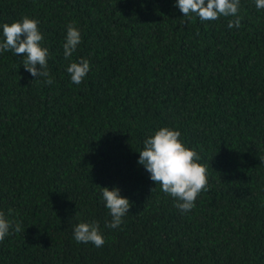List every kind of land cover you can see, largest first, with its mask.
I'll use <instances>...</instances> for the list:
<instances>
[{"label":"trees","instance_id":"obj_1","mask_svg":"<svg viewBox=\"0 0 264 264\" xmlns=\"http://www.w3.org/2000/svg\"><path fill=\"white\" fill-rule=\"evenodd\" d=\"M176 5L0 0V41L4 23L37 20L53 80L0 53V212L22 229L0 242V264H264V9L240 0L229 28L233 17ZM69 24L82 39L66 60ZM80 59L77 85L67 67ZM162 127L207 169L186 213L138 164ZM102 187L131 204L114 229ZM80 222L99 224L102 247L74 239Z\"/></svg>","mask_w":264,"mask_h":264},{"label":"clouds","instance_id":"obj_2","mask_svg":"<svg viewBox=\"0 0 264 264\" xmlns=\"http://www.w3.org/2000/svg\"><path fill=\"white\" fill-rule=\"evenodd\" d=\"M184 17L192 19L193 15L201 21H215L222 17H233L228 27L241 26L240 0H177L176 5ZM257 9H264V0H255ZM35 19L23 17L19 21L2 25L3 39L0 41V53L12 51L16 56L23 55V66L36 79L45 78L44 83L51 85L48 70L49 50L42 47L43 35ZM81 33L72 24L67 26L65 43L63 44L64 58L70 59L81 43ZM90 71V63L86 59L70 62L67 72L71 82L79 85ZM35 79V80H36ZM178 130L162 127L144 141L142 151H139L138 164L150 174V179L160 186L161 191L172 197L175 207L182 213L191 211L195 201L202 191L208 190L207 169L198 163L201 159L194 149L187 148L180 139ZM102 198L109 210L111 221L108 228H117L123 223V217L129 213L130 201L120 195L118 188L109 190L102 187ZM153 190V189H152ZM9 209V214L12 213ZM21 226L7 220L0 212V242L13 232H20ZM74 239L78 243H92L102 247L105 243L97 222H80L73 230Z\"/></svg>","mask_w":264,"mask_h":264}]
</instances>
